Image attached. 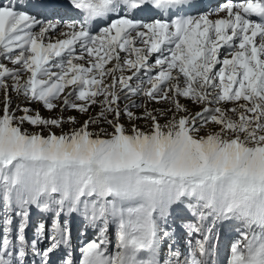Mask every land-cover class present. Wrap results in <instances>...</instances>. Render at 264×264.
<instances>
[{
	"label": "snow or ice",
	"instance_id": "obj_1",
	"mask_svg": "<svg viewBox=\"0 0 264 264\" xmlns=\"http://www.w3.org/2000/svg\"><path fill=\"white\" fill-rule=\"evenodd\" d=\"M0 264H264V0H0Z\"/></svg>",
	"mask_w": 264,
	"mask_h": 264
},
{
	"label": "rangeland",
	"instance_id": "obj_2",
	"mask_svg": "<svg viewBox=\"0 0 264 264\" xmlns=\"http://www.w3.org/2000/svg\"><path fill=\"white\" fill-rule=\"evenodd\" d=\"M224 2V0H219L217 3H216V5H220V4H222ZM206 5L207 6H210L211 7V2H208V0L206 1ZM36 219V216H35V214H34V220ZM31 234H32V231H31V228L29 229V231H28V235H29V237H31ZM73 235H74V237H77L78 236V232L76 231V229H75V227H74V230H73ZM91 235H92V233L90 232L89 233V237H91ZM232 238V235L231 234H229V236H227V237H225V238H223L222 239V246H227V244H228V242H229V240Z\"/></svg>",
	"mask_w": 264,
	"mask_h": 264
},
{
	"label": "bare ground",
	"instance_id": "obj_3",
	"mask_svg": "<svg viewBox=\"0 0 264 264\" xmlns=\"http://www.w3.org/2000/svg\"><path fill=\"white\" fill-rule=\"evenodd\" d=\"M206 1H207V0H203L202 3H203L204 5H206ZM216 1H217V0H208V2H211V7H213V8L215 7L214 5H215V2H216ZM206 6H207V5H206Z\"/></svg>",
	"mask_w": 264,
	"mask_h": 264
}]
</instances>
